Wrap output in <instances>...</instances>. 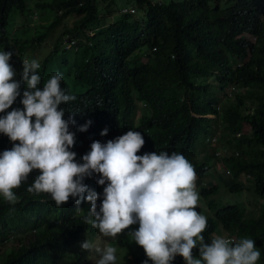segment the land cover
<instances>
[{
    "label": "trees",
    "instance_id": "16d2710c",
    "mask_svg": "<svg viewBox=\"0 0 264 264\" xmlns=\"http://www.w3.org/2000/svg\"><path fill=\"white\" fill-rule=\"evenodd\" d=\"M122 1L98 8L95 0H0V244L23 230L0 264H57L116 219L132 242L131 258L122 259L133 264H180L192 250L202 264H236L218 257L211 230L234 236L229 249L246 264H264V0ZM34 9L48 22L37 24L38 43L64 18L78 17L62 33L75 39L73 48L57 50L59 36L40 69L23 64L30 42L12 31L15 17L31 20ZM7 62L24 69L16 83L3 74ZM214 86H233L234 94L201 95ZM218 120L248 130L221 132L216 158L231 177L226 191H248L256 212L216 198L215 173L219 182L196 193L210 216L193 204L187 183L209 175L215 154L205 138ZM98 157L128 171L124 178L158 187L157 204L174 214L171 222L182 214L194 247L163 231L157 218L121 208L112 190L95 185L97 176L74 179L77 159ZM159 235L165 243L155 242ZM176 242L178 255L169 256ZM80 258L73 253L71 263Z\"/></svg>",
    "mask_w": 264,
    "mask_h": 264
},
{
    "label": "rangeland",
    "instance_id": "374dc122",
    "mask_svg": "<svg viewBox=\"0 0 264 264\" xmlns=\"http://www.w3.org/2000/svg\"><path fill=\"white\" fill-rule=\"evenodd\" d=\"M107 0H95V3L97 4L98 8H102L104 4H106ZM118 4L121 6L125 3L122 0H118ZM32 7V4L29 3ZM122 8V7H121ZM34 13H32L31 20L23 17V16H16L15 17V24L13 26L12 31L16 32L15 30L22 32V35L26 36V39L30 42L29 45H27L25 49V54L28 56H31L32 58L37 59L39 62H41L45 57H47L52 51L55 43L58 41V37L62 35L63 31L67 28H71L75 21L78 19L77 16H68L62 20V22L55 26L50 32H48V35L39 43L32 40L33 33L36 32L37 24L44 23L47 24V21H40L38 18L40 16V12L34 9ZM126 10H122L124 12ZM136 11V10H135ZM135 13V12H134ZM30 24H29V23ZM132 26H135V23H131ZM147 50H143V52H146ZM69 56V54H67ZM143 61L146 60L145 57H141ZM54 73H57V70H53ZM24 72V69H21L20 67L14 65L12 62H7V64L3 68V74L5 76H12L10 79L11 83H16L21 79V74ZM208 81H211V78L208 79ZM211 83V82H210ZM215 85L216 83H213ZM217 85V84H216ZM212 86V85H211ZM224 92L221 90H215V86L213 87V91H208L206 94H201L203 97H211L213 94L216 95L220 100L224 99L225 97H229L234 94V88L233 86H228L223 89ZM213 95V96H214ZM202 97V96H201ZM248 130L246 128H242L240 124H228L223 123L222 121L218 120L217 125L215 126L214 130V137H215V143L218 145H222L223 143H218V137L221 132L223 133H235V135H238V132H247ZM196 148H201L198 144ZM198 149V152H199ZM209 153L215 151H220L218 147H210ZM197 152V153H198ZM220 155L215 157H211L209 159V166L211 168L210 172L208 173L209 177H206L207 180L203 182V186L205 187H211L215 183L217 184L219 181L217 177L220 179V187L218 190V194L216 195V198L220 199L224 204L231 203V204H238L241 205V208H243L247 213L250 211H257V208L259 204L254 203L253 199L250 196V193L248 191H243L242 193H230L226 191V187H224V183L231 180V177H227V175L224 174V166L222 165L221 161L218 160L216 157H219ZM198 158H201V155H198ZM214 173L217 175V177L213 176ZM195 179V178H194ZM242 180L245 179L244 177L241 178ZM225 181V182H224ZM189 183L190 191L193 193H196L199 190L198 184L195 185L193 179H191ZM5 185H1L0 189H3ZM260 202V201H259ZM195 206L199 209V215L202 218L209 217L210 213L208 210H206V205L204 201L200 198V196L195 197L194 199ZM97 222V221H96ZM95 224V222H93ZM23 230L16 229L13 232V238H10L5 245L0 244V262L5 257L6 253L13 248L17 243L15 241L16 238L22 237ZM96 234L84 237L81 240H79V243H76L73 245L68 255L65 259H62L58 261L57 264H73V262L70 257H72V254L75 255H81L80 261L78 264H133L130 261H125L122 259L124 254L126 256L128 255L129 258H131V255L129 254L128 247L131 242V238L129 237V234L127 233V230L120 225L119 219H116L113 223L109 225L102 226L98 228V230L95 232ZM216 234H219V239L223 242V244L220 245V247L225 248L228 243L226 239L230 236L224 235L223 232L220 230H217L215 232ZM234 238V236H233ZM159 238H155V242L158 243ZM151 251L153 252V247H150ZM76 251L80 254H76ZM153 254H155L153 252ZM127 256V257H128ZM186 264H192L191 261L187 262Z\"/></svg>",
    "mask_w": 264,
    "mask_h": 264
},
{
    "label": "clouds",
    "instance_id": "9594fccd",
    "mask_svg": "<svg viewBox=\"0 0 264 264\" xmlns=\"http://www.w3.org/2000/svg\"><path fill=\"white\" fill-rule=\"evenodd\" d=\"M121 9L123 10V9H130V8L128 7V8H121ZM124 12H129V11H124ZM134 12H135V9H134ZM130 13H133V12H130ZM94 33H95L94 31H91L90 35H94ZM34 35L35 33H33V36ZM56 43H58V41ZM75 43H76L75 39L69 38L68 35H64L62 37L60 47H58L57 50L59 51L63 50L62 48L71 49L73 48ZM54 47H53V50H54ZM53 53L54 51H52L51 54ZM11 54L16 56L18 54L17 48H13L11 50ZM21 60L25 66L31 69H40L39 68L40 63L42 62V61L39 62L37 59L26 55L25 51H24V54L22 55ZM137 106L138 107L136 110L135 124L138 125L140 113L142 111L141 108L142 106H144V104L138 103ZM215 140L216 139L214 136L206 137L205 144H207L209 148L216 147ZM214 154L218 156L220 153L219 151H215ZM75 170L76 172L74 171L72 174L74 179L76 178L75 180L85 179L87 180V182H91V180H93V178L97 176L95 185L98 184L100 189L107 188L109 190H112V194L114 195V198L116 199V201L120 203L121 208L123 207L128 212H133L134 214H143L144 216L142 217L144 218H145V215L146 216L148 215L151 219L157 218L160 222H162V226L164 227L163 231L168 230L173 235L175 234L179 238H181L182 241L189 243L188 247H194L193 246L194 238L192 237V233L189 231V224L183 219V216L181 213H179L177 216L178 220L175 219L176 221H173V222L170 221V217L174 218V214H171V213L167 214L166 211L163 208H161L160 205L157 204L159 202L158 198L160 197V193H158L159 192L158 187L154 188L150 186V185H153L152 183H148V184L141 183V182L138 183L137 181H134L131 174H127L126 177L124 178L125 174L128 171H126L125 169H118L116 166H112L110 163L108 164V167H106L103 161L100 159V157L84 160L83 164H80V159H77V165L75 167ZM206 180L207 178L204 179V181ZM196 183L197 181L196 182L194 181L195 185L198 184ZM89 186L91 185H88V187ZM187 186L189 190L190 189L189 183H187ZM202 186H203V182L200 185L198 184V187H199V190L197 191L198 193L200 192ZM196 193H193L194 197H196ZM193 204H194V201H193ZM121 208L119 207L118 209L121 210ZM206 210H208V208H206ZM144 212H146V214H144ZM215 232L216 230H211L210 234L214 235L215 239L218 240L217 244L214 245L218 253V257L220 256L228 257L227 259L228 261L235 259L236 264H246L248 262V258L244 257L238 252H233L229 249V246L233 242H235V237L234 238L233 236L228 237L226 239L228 245L225 248H222L220 247V245L223 244V242L218 237L220 235L216 234ZM157 237L159 238L158 242H162V244L165 243L164 238H162L160 235ZM178 245L180 244H177L176 242V244H174V246L171 247L170 250H167V252L169 253L168 254L169 256L176 257L178 255L177 254ZM180 258H182L180 264H186L189 261H191L192 264H202L198 260L194 259L193 250H192V253L190 252V254L186 256H181ZM260 263L261 262H259V264Z\"/></svg>",
    "mask_w": 264,
    "mask_h": 264
},
{
    "label": "built area",
    "instance_id": "2783aa9c",
    "mask_svg": "<svg viewBox=\"0 0 264 264\" xmlns=\"http://www.w3.org/2000/svg\"><path fill=\"white\" fill-rule=\"evenodd\" d=\"M123 10L129 11V12H134V8H130V9H123Z\"/></svg>",
    "mask_w": 264,
    "mask_h": 264
}]
</instances>
